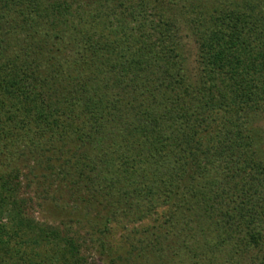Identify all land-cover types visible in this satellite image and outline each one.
<instances>
[{
  "label": "trees",
  "instance_id": "1",
  "mask_svg": "<svg viewBox=\"0 0 264 264\" xmlns=\"http://www.w3.org/2000/svg\"><path fill=\"white\" fill-rule=\"evenodd\" d=\"M0 264H264V0H0Z\"/></svg>",
  "mask_w": 264,
  "mask_h": 264
},
{
  "label": "rangeland",
  "instance_id": "2",
  "mask_svg": "<svg viewBox=\"0 0 264 264\" xmlns=\"http://www.w3.org/2000/svg\"><path fill=\"white\" fill-rule=\"evenodd\" d=\"M47 186L41 185L37 183V181H34L32 183H29V186L26 184V181L24 180L23 184V191L26 192V194L31 195L33 197V207L31 210V213L33 216H35L38 220H49L52 221L51 218H55V212L51 209H48L47 206L50 203L51 197H52V191L51 189L45 190ZM45 202L47 204L45 205ZM3 222L6 221V218L4 217L2 219ZM83 232V231H82ZM82 234V233H81ZM87 255L90 258H94L95 260H99L97 252L89 246Z\"/></svg>",
  "mask_w": 264,
  "mask_h": 264
}]
</instances>
